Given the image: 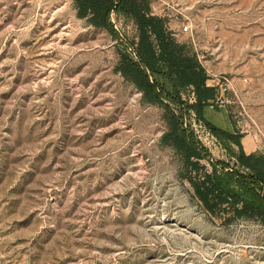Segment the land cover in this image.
<instances>
[{
    "label": "rangeland",
    "instance_id": "1",
    "mask_svg": "<svg viewBox=\"0 0 264 264\" xmlns=\"http://www.w3.org/2000/svg\"><path fill=\"white\" fill-rule=\"evenodd\" d=\"M149 7L215 94L230 84L204 117L264 155V0ZM109 23L114 35L73 0H0V264H264V220L208 213L190 183L234 157L192 109L199 156L164 141L165 105L177 110L123 78L137 29L115 10Z\"/></svg>",
    "mask_w": 264,
    "mask_h": 264
},
{
    "label": "trees",
    "instance_id": "2",
    "mask_svg": "<svg viewBox=\"0 0 264 264\" xmlns=\"http://www.w3.org/2000/svg\"><path fill=\"white\" fill-rule=\"evenodd\" d=\"M73 3L79 18L86 17L89 24L105 28L112 35L115 34L109 23L112 10L133 20L138 39L136 59L120 53L118 70L147 101L166 100L175 106L177 112L165 105L171 129L165 134V142L181 151L187 161L199 156L196 139L183 127L184 113L192 109L234 157L233 166L223 161L211 162L210 173L202 179L190 180L202 207L212 214L229 211L233 218L258 215L264 220V155L246 153L240 142L241 134L217 127L204 117L203 110L214 99L215 90L206 85L205 70L196 56L171 38L163 18L151 14L149 0H73ZM187 89L193 93L194 101L184 108L181 93ZM226 140L237 146L236 153Z\"/></svg>",
    "mask_w": 264,
    "mask_h": 264
},
{
    "label": "built area",
    "instance_id": "3",
    "mask_svg": "<svg viewBox=\"0 0 264 264\" xmlns=\"http://www.w3.org/2000/svg\"><path fill=\"white\" fill-rule=\"evenodd\" d=\"M187 28H188L187 25H183L181 27V30L182 31H187ZM228 90H230V84L229 83H226L225 85L220 84L218 86V89L216 90L217 94H215V97H214L215 103L224 104V103L228 102L224 98V94Z\"/></svg>",
    "mask_w": 264,
    "mask_h": 264
},
{
    "label": "crops",
    "instance_id": "4",
    "mask_svg": "<svg viewBox=\"0 0 264 264\" xmlns=\"http://www.w3.org/2000/svg\"><path fill=\"white\" fill-rule=\"evenodd\" d=\"M206 84H208V83H206ZM246 153H249V152H246Z\"/></svg>",
    "mask_w": 264,
    "mask_h": 264
}]
</instances>
